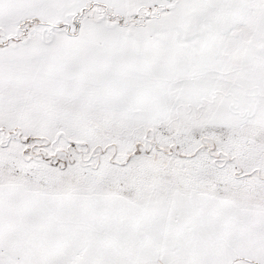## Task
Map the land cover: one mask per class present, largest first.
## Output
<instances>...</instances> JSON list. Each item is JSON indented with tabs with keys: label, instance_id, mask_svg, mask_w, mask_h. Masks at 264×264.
Here are the masks:
<instances>
[{
	"label": "snow or ice",
	"instance_id": "snow-or-ice-1",
	"mask_svg": "<svg viewBox=\"0 0 264 264\" xmlns=\"http://www.w3.org/2000/svg\"><path fill=\"white\" fill-rule=\"evenodd\" d=\"M0 264H264V0H0Z\"/></svg>",
	"mask_w": 264,
	"mask_h": 264
}]
</instances>
